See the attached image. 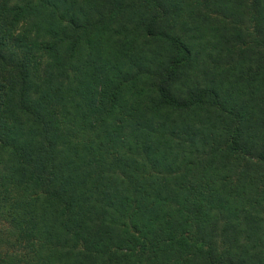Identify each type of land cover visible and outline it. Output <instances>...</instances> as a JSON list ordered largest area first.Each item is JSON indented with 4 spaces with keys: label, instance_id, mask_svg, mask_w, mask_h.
Here are the masks:
<instances>
[{
    "label": "trees",
    "instance_id": "16d2710c",
    "mask_svg": "<svg viewBox=\"0 0 264 264\" xmlns=\"http://www.w3.org/2000/svg\"><path fill=\"white\" fill-rule=\"evenodd\" d=\"M0 264H264V0H0Z\"/></svg>",
    "mask_w": 264,
    "mask_h": 264
}]
</instances>
